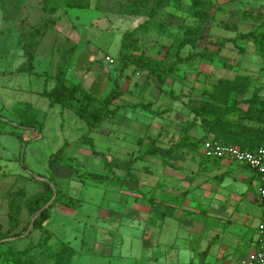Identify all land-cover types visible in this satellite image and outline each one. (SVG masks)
Here are the masks:
<instances>
[{"label":"rangeland","instance_id":"374dc122","mask_svg":"<svg viewBox=\"0 0 264 264\" xmlns=\"http://www.w3.org/2000/svg\"><path fill=\"white\" fill-rule=\"evenodd\" d=\"M82 1L89 6L71 8L66 6L68 0H54L46 9L43 0H0V80L10 70L14 71L20 66L22 71L27 72L20 74L23 88L41 86L43 80L32 69L41 71L46 66L47 70L43 73L55 78V83L59 71L64 70L66 84L80 88L83 85L89 87L97 75H104L101 96H106L114 89L119 91L118 98L111 105L112 108L118 106L119 110L113 120H102L100 126L90 132L89 137L96 150L105 153L111 162L124 163L134 158L145 149L151 138L156 139L161 147L175 144L181 137L183 126L195 117L193 109L209 100L206 92L212 91L219 79L231 80L238 75H248L250 85H264V59L256 54L252 39L238 38V35L251 30H264V0H205L206 6L200 7L205 18L202 38L195 45L186 43L180 48L178 53L183 58L182 62L163 80L133 64L119 75L117 68L122 38L126 32L130 33L131 53H144L147 57L171 65L177 59L176 50L180 43L194 34V29L199 24V19L192 12L191 0ZM152 8L155 9L153 17L149 14ZM30 31L32 34H29ZM232 39H236V42ZM89 51L93 53L88 57L91 71L77 73L75 63L79 67L87 64L86 56L77 61V55ZM202 53L205 56L200 55ZM83 102L82 91L78 90L66 108L76 113ZM100 105L96 100L90 109ZM24 111L27 114L21 115ZM47 116L49 114L44 109H25L24 105H19L13 107L11 112L3 109L0 104V151H3V143L8 148L15 149L18 140L9 132L29 136L30 130L24 127L33 124L35 128H40L48 120ZM8 118L21 121L22 125H13ZM69 119L70 115L68 121ZM200 121L201 118H198V123L189 131V137L192 140L202 138V143L205 139L214 137L204 136ZM68 125L72 126L70 123ZM72 127V138L76 134V137H81L88 129L87 125L83 130ZM45 142L41 141L36 146L34 164L37 168L48 162L44 153L48 148ZM73 145L74 148H65L62 162L67 163L70 154L81 168L80 173L76 170L67 173V177L83 176L85 180V185L77 192L85 201L79 207V213L96 216L101 211L95 201L103 196L105 189L108 191L107 187H110L108 185L112 181L105 186L90 179L88 173L105 169L103 172L107 178L113 180V173L123 178L122 183H116L115 180L109 189L114 194L113 198L129 201L131 210L140 212L149 209V212L155 213L162 210L164 215L184 220V228L192 220L195 227L199 226V221L204 216L203 204L192 205L195 210L184 209V202L178 204L172 201L171 204L170 199L172 193L188 190L186 184L180 185L177 181L182 179L181 171L186 175L189 172L185 173V167L175 166L194 164V161L203 164L206 161L201 144L195 149L183 150L182 160L168 162L160 156H153L146 161H137L129 177L125 176L126 172L123 170L107 172L101 158L92 153L89 145L81 142ZM50 148L52 149L51 146ZM24 161L28 169L21 168L22 174L35 175L36 172L29 170L32 166L28 156ZM68 161L73 162L72 159ZM164 181H168V184H164ZM172 181L176 183L172 184ZM257 184L256 178L254 187L249 186V193L253 197L257 195ZM68 190V184L63 182L60 193L64 194ZM85 193L91 194L92 200L85 199ZM179 199L182 200L180 196ZM244 202L246 200L234 206L238 210L251 207L254 209L253 215L257 216L255 210H261L258 202L253 200L251 205ZM79 208H73V212ZM2 228L3 220L0 219V229ZM242 231L243 239L236 248V255L248 254L254 245L253 239L257 236L256 228L250 225L242 227ZM135 261L141 264V260ZM3 264L10 263L5 261Z\"/></svg>","mask_w":264,"mask_h":264},{"label":"crops","instance_id":"0c3cea01","mask_svg":"<svg viewBox=\"0 0 264 264\" xmlns=\"http://www.w3.org/2000/svg\"><path fill=\"white\" fill-rule=\"evenodd\" d=\"M45 70L47 66L41 71L32 69L39 79L43 80L41 86L23 88L20 74L27 73L26 71L10 70L7 76L0 80V104L3 109L12 112L13 107L24 105L25 109H44L49 114L42 127L35 128L33 124L24 127L30 130L29 136L23 137L14 131L9 132L18 140L15 149L2 144L0 219L3 220V228L0 229V235L4 237L0 241V264L5 261L10 264H137L136 259L141 260V264H242V260L256 249L255 238L248 254H235L237 246L243 239L242 227L250 225L256 228L262 215L263 204L258 196L260 186L258 176L247 166L228 159L206 158L202 146V155L206 159L203 164L194 161V164L175 166L185 167V173L189 172L186 175L181 171L182 179L177 181L180 185L186 184L188 190L172 193L170 199L171 204L172 201L178 204L184 202L185 206H182L184 209L195 210L192 205L203 204L204 216L200 219L198 227L194 226L192 220V223L187 222L188 226L184 228V220L177 216L164 215L160 209V213L149 212V209L140 212L131 210L129 201L113 198L114 194L109 189L112 188V184L108 185L110 186L107 187L108 191L105 189L103 196L95 201L101 208L96 216L79 213L81 210L79 207L85 201L77 192L85 185V180L83 176L67 177L69 171L81 172V168L76 165L75 157L67 154L73 162L67 160V163L63 164L61 161L60 164L54 165L53 170H50L49 159L65 143H68L69 149L74 148L73 144L79 143L82 136L78 138L76 134L72 138V126L76 130H83L86 125L67 108L50 104L45 92L50 91L56 83L55 78H50L46 72L43 73ZM253 91H259L258 95L262 98L264 85L252 83L247 93L239 94L237 113L230 117L252 126L255 131L251 133L250 140L252 143H258L260 135L258 137L257 131L263 127L262 115L257 110L253 112L251 118L244 113L250 107L253 108V105L249 104ZM26 114L25 111L21 113ZM8 119L13 125H22L21 121ZM69 123L72 126H69ZM41 141H46L45 144L48 145L47 152H44L48 162L37 168L34 164L36 146ZM65 152L66 150L63 155ZM23 153V159L28 156L31 163L32 167L29 170L38 174L28 176L22 174L21 168L28 169L25 161L22 165ZM20 165L22 167H19ZM116 170L118 169L113 171ZM248 170L253 173L250 174ZM52 173L58 189L61 190L62 183L65 182L68 184L69 192L60 195L49 209L41 227L33 229L29 225L32 219L25 205L29 200L44 193L43 182L46 178L42 176L50 177ZM256 178L257 195L253 197L249 193V186L254 187ZM166 183L168 184V181H164V184ZM175 183L176 181H172V184ZM101 184L107 185L106 182ZM68 197L74 200V204L67 203ZM92 197L91 194L85 193V199L92 200ZM11 199L20 207V213L17 227L9 232L8 204ZM244 200H246L244 203L250 205L253 200L258 202L261 210H255L257 216L253 215L254 209L251 207L238 210L234 206L235 204L238 206ZM73 208L79 209L74 213ZM18 232L21 235L15 236L14 234Z\"/></svg>","mask_w":264,"mask_h":264},{"label":"trees","instance_id":"16d2710c","mask_svg":"<svg viewBox=\"0 0 264 264\" xmlns=\"http://www.w3.org/2000/svg\"><path fill=\"white\" fill-rule=\"evenodd\" d=\"M53 3L54 0H43L44 7L46 9ZM191 4L192 12L199 19V24L197 27H195L194 34L186 37L180 43L179 47L176 50L177 59L171 65H168L165 61L147 57L144 55V53H140L137 55L131 53L129 49L130 33L126 32L122 38V50L120 52V60L117 68L119 75H121L130 64H133L139 69L148 70L150 74L157 75V77L161 80H163L166 76L172 74L175 68H177L178 64H180V62H182L183 60V58L178 53L180 48L184 47L186 43H192L193 45H195V43H197V41L202 38V29L205 18L204 11L200 7L206 6V1L191 0ZM66 6L71 8H86L89 6V4L87 2H83L82 0H68ZM149 14L151 15V17H153L155 15V9H150ZM29 34H32V31H30ZM238 38L252 39L255 44L256 54L264 59V30H251L247 33L238 35ZM232 41L236 42V39H232ZM24 48L25 52H27L26 47ZM83 53V55L82 53L81 55H77L75 59L78 61L80 57L82 58V56H86L85 59L87 61V64L84 63L82 67H79L78 64L75 63V71L81 74L83 71H91V61H89L88 57L89 55L93 54L90 51ZM200 55L205 56L204 53ZM189 56H187V58H189ZM28 58L30 60V56ZM22 70V66L15 69V71ZM64 72V70L59 71V73L57 74L56 85L50 91H46L45 95L48 97L51 105H59L62 108H66L69 106L70 101L75 98L76 91H82V99L84 101V104L83 106H80L76 109L75 114L85 121L88 129L87 132L82 135L79 142L89 145L92 153L95 156L101 158L103 166L107 169V172H113L114 169L123 170L126 172L125 176L129 177L132 174L131 170L135 162L146 161L153 156H160L162 159L167 160L168 162L182 160L184 158L183 150L195 149L200 144L202 146V138L192 140L189 137V131L195 126V124L198 123V118H201L200 125L204 130V136L211 135L215 139H218L224 143L239 145L242 149L245 150L255 149L264 143V96L261 98L258 95L259 91H253V95L249 99V104L250 106L253 105V108L250 107L246 112H244L245 115L249 118L253 116V112H255L256 110L260 115H262L261 121L263 123V127L260 131H257L259 132L258 137L260 135L258 143H252V141L250 140V137L252 136L251 133L255 131L252 126L241 123L240 119L230 117L232 114L237 113L239 107L238 105L240 103V101L238 100L239 94H245L250 89L251 80L249 76L238 75L231 80L224 78L219 79L214 85V89L212 91L206 92L209 96V100H207L205 104L199 105L193 109L195 117L183 126L181 137L175 144L169 147H161L157 144L156 139L151 138L145 149L134 158H130L124 163L111 162L109 161L105 153L96 150L94 142L89 137V134L92 130L100 126L102 120L110 121L115 118L119 107L115 106L114 108H112L111 105L113 104V101L118 98L120 92L114 89L106 96H101L104 90V75H97V77L93 79L89 87L83 85V87L80 88L77 85H67ZM96 100L99 101L101 105L94 109H90L91 105H93ZM68 146V143H65V145L57 151V153L51 155L49 159L50 170L54 169V165L60 164V162L62 161L63 152ZM23 157L24 153L23 155H21L22 165H24ZM67 160H70V158L68 157ZM112 175L115 176L113 180L111 178H107V175H105L104 172L88 173L89 178L97 182L103 183L107 181L106 183L108 184L110 181H112L111 183L113 184L115 180L116 183L123 182V178L121 179L119 175H114V173ZM42 177L46 178V180L43 182L44 193L29 200L25 205L31 219L49 200L52 199L54 195L55 198L53 199V202L50 204V206L33 220V229L41 227L42 223L46 219V215L49 209L61 195L60 190L55 185V182L53 180V173L50 175V177ZM67 203L69 205H72L74 204V200L71 197H68ZM8 206V231L10 232L14 230L19 223L20 207L13 199L9 201ZM14 235L20 236L21 233L18 232ZM2 237L4 236L0 235V241Z\"/></svg>","mask_w":264,"mask_h":264},{"label":"built area","instance_id":"2783aa9c","mask_svg":"<svg viewBox=\"0 0 264 264\" xmlns=\"http://www.w3.org/2000/svg\"><path fill=\"white\" fill-rule=\"evenodd\" d=\"M107 59L114 62L109 57ZM202 150L208 159H228L247 166L258 176L260 182L258 196L263 204V211L256 226V249L242 260V264H264V143L255 149L245 150L235 144L208 138L202 142Z\"/></svg>","mask_w":264,"mask_h":264},{"label":"water","instance_id":"95a60500","mask_svg":"<svg viewBox=\"0 0 264 264\" xmlns=\"http://www.w3.org/2000/svg\"><path fill=\"white\" fill-rule=\"evenodd\" d=\"M54 197H55V195L52 197V199L51 200H49L35 215H34V217L32 218V220H31V223H30V227H32L33 226V220L35 219V218H37L44 210H46L49 206H50V204L52 203V201H53V199H54Z\"/></svg>","mask_w":264,"mask_h":264}]
</instances>
